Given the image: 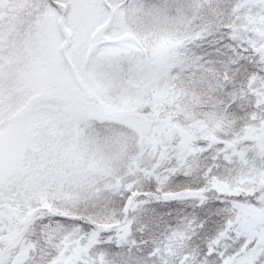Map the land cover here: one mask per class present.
I'll list each match as a JSON object with an SVG mask.
<instances>
[{
    "label": "snow or ice",
    "instance_id": "snow-or-ice-1",
    "mask_svg": "<svg viewBox=\"0 0 264 264\" xmlns=\"http://www.w3.org/2000/svg\"><path fill=\"white\" fill-rule=\"evenodd\" d=\"M0 264H264V0H0Z\"/></svg>",
    "mask_w": 264,
    "mask_h": 264
}]
</instances>
